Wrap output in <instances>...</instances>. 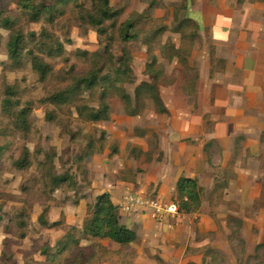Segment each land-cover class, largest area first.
<instances>
[{
    "label": "rangeland",
    "instance_id": "1",
    "mask_svg": "<svg viewBox=\"0 0 264 264\" xmlns=\"http://www.w3.org/2000/svg\"><path fill=\"white\" fill-rule=\"evenodd\" d=\"M26 1L0 0V264L45 263L41 249L55 251L56 243L71 226L66 223L68 216L94 187L93 177L106 160L120 154L121 141L108 132L113 128L126 141L128 130H114L112 124H154L165 114L158 111L152 98L143 96L136 101L133 96L140 83L149 82L146 65L156 59L152 71L159 73L161 98L162 89L177 79L194 78V52L207 38L199 27L184 25L178 30L179 21L196 0H109L117 16L104 21L103 34L82 16L92 11L93 0L71 1L67 6L58 0ZM43 2L53 6V15L40 7ZM25 3L28 8H23ZM128 20L133 21L129 33L135 37L125 41L122 28ZM14 35L20 38L15 60L10 58L8 47ZM122 57L128 59L129 74L118 88L109 91V119L92 122L89 115L98 109L101 87L106 84L69 97L66 91L91 71L113 79ZM33 58L46 65L47 71L36 70ZM57 94H63L64 100H53ZM24 150L28 151L27 165L20 169L16 161ZM125 151L136 161L142 155L147 157L130 143ZM142 172L130 168L120 171L118 178L135 184ZM59 178L67 180L58 182ZM146 198L152 197L148 194ZM171 202L178 203L176 195ZM90 207L88 204L87 214ZM53 223L58 224L51 226ZM74 227L84 254L82 264H149L145 258L141 262L132 246L93 242L80 233L81 226ZM239 227L238 223L232 225L234 232ZM75 255L76 248L71 245L56 264H72ZM209 256L205 255L203 264H226L223 256L213 255L205 262ZM235 259V264H261L264 256L255 252L245 257L238 251ZM152 261L150 264H164L157 255Z\"/></svg>",
    "mask_w": 264,
    "mask_h": 264
},
{
    "label": "crops",
    "instance_id": "2",
    "mask_svg": "<svg viewBox=\"0 0 264 264\" xmlns=\"http://www.w3.org/2000/svg\"><path fill=\"white\" fill-rule=\"evenodd\" d=\"M190 14L207 37L194 52L196 75L162 89L167 112L154 124H112L127 128L128 137L109 130L121 141L120 154L104 162L66 223L80 227L99 194L108 193L116 206L127 192L167 203L178 179L191 178L202 189L201 207L176 222L158 223L142 209L119 211L137 235L131 246L149 264L155 255L164 264H203L208 253L205 262L213 255L235 264L238 251L264 256V3L196 0ZM129 143L147 157L129 156ZM130 168L143 170L135 184L118 178Z\"/></svg>",
    "mask_w": 264,
    "mask_h": 264
},
{
    "label": "trees",
    "instance_id": "3",
    "mask_svg": "<svg viewBox=\"0 0 264 264\" xmlns=\"http://www.w3.org/2000/svg\"><path fill=\"white\" fill-rule=\"evenodd\" d=\"M71 1L77 4V1L79 0H58V4L61 6H67ZM243 1L244 0H238L240 3ZM245 1H258L264 3V0ZM40 7L44 10V12L49 14V16L53 15V6L43 2L41 3ZM23 8H28L26 3L23 4ZM82 16L86 17L90 24L96 28V31L99 34H103L105 32L103 26L104 21L114 20L117 16V13L110 6L109 0H93L92 11L90 10L85 14L82 13ZM184 25L193 26L196 30H198L197 23L187 16H185L182 21H179L178 30H181L180 28ZM132 30L133 21H126L122 28V36L125 41L132 40L135 37L134 33H129V31L131 32ZM8 47L10 58L13 60L17 59L18 53L20 51V38L18 35L11 37ZM119 60L120 63L118 67L115 68L112 73L113 79L109 74L99 77L97 71H91L87 75L77 79L71 89L66 91V96L69 97L75 92L91 91L96 86L100 85V83L106 84V86L101 87V101L98 109L92 111L89 115V120L92 122L106 121L109 119L110 107L106 102V99L109 97V91L118 88L119 85L117 84L122 83V78L129 74L128 59L122 57ZM155 62L156 59L153 58L151 62L146 65V70L149 74V82L140 83L134 89L133 96L136 101H139V99L143 96L152 98L155 104L158 106V111L160 113H166L167 111L162 104L157 85L159 73H154L152 71ZM32 64L33 67L40 73L47 71V66L40 63L37 58H33ZM6 90H9V88ZM63 96V94H57L53 96V100H64ZM67 97H65V99ZM122 98H124V100H126L128 103L130 102V99L127 95L123 94ZM27 159L28 151L24 150L21 157L16 161V167L20 169L26 167ZM66 180V178H59L58 182ZM175 194L178 199V210L182 215H190L200 209L202 189L199 187L195 179L180 177L175 185ZM57 224L58 223H53L51 226H57ZM76 231L77 229L74 226H69L67 232L64 234V238L56 243L55 251L45 248L41 249V254L45 256V263L34 264H56L58 258L66 250H68L71 245H74L76 248V255L74 256V261L72 264H82L84 260V254L80 250V240L75 236ZM80 233L93 242H99L100 240L108 239L119 247H130L131 244H133L137 239L135 231L127 228L121 223L118 206L112 202L108 193H102L96 196L95 202L90 207L89 214H87L81 224ZM96 246L98 247L99 245ZM258 249L259 246L256 248V250L258 251Z\"/></svg>",
    "mask_w": 264,
    "mask_h": 264
},
{
    "label": "built area",
    "instance_id": "4",
    "mask_svg": "<svg viewBox=\"0 0 264 264\" xmlns=\"http://www.w3.org/2000/svg\"><path fill=\"white\" fill-rule=\"evenodd\" d=\"M117 206L122 213H129L138 209L145 210L158 223H162L164 219L176 222L183 216L174 202L166 203L158 198H146L134 192L125 193ZM167 229L172 230L173 225L168 224Z\"/></svg>",
    "mask_w": 264,
    "mask_h": 264
}]
</instances>
